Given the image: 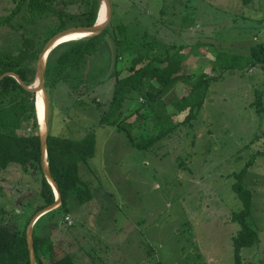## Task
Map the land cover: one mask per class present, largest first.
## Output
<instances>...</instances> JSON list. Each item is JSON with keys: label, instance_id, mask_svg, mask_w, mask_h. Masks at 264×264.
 I'll list each match as a JSON object with an SVG mask.
<instances>
[{"label": "rangeland", "instance_id": "obj_1", "mask_svg": "<svg viewBox=\"0 0 264 264\" xmlns=\"http://www.w3.org/2000/svg\"><path fill=\"white\" fill-rule=\"evenodd\" d=\"M113 1L123 8L118 15L140 19L132 27L147 23L151 32L155 20L166 25L160 27L159 37L170 44L215 39L217 48L247 55L250 45L264 42V0H149L141 7L148 14L134 7L125 13L130 2ZM4 5L0 1V13ZM11 32L0 28V43ZM49 32V25L41 30L44 38ZM127 58H119L117 66L124 67ZM213 60L194 55L187 70L204 67L210 72ZM114 85L113 78H106L85 93L83 104L66 82L50 91L52 135H96L95 155L80 164L93 198L85 204L71 199L68 210L45 216L35 227L36 236H48L54 257L69 254L74 264H237L234 236L242 224L232 218L246 210L255 241L241 249V264H264V110L258 112L253 105L261 97L264 105V66L227 70L213 80L198 115L150 149L133 146L117 126L99 124ZM189 88L178 83L164 97L170 115L162 121L149 113L139 116L134 134L146 137L159 126L185 119L188 109L181 110L179 100ZM93 97L103 106L92 102ZM139 106L137 98H129L124 113ZM39 187V176L25 173L18 164L0 170V203L9 210L6 220L23 228L40 201ZM27 196L31 198L22 209Z\"/></svg>", "mask_w": 264, "mask_h": 264}, {"label": "trees", "instance_id": "obj_2", "mask_svg": "<svg viewBox=\"0 0 264 264\" xmlns=\"http://www.w3.org/2000/svg\"><path fill=\"white\" fill-rule=\"evenodd\" d=\"M0 1L5 3L4 11L0 13V28L12 29L10 35L4 37L0 43V76L5 72H14L26 85H32L35 81L36 63L46 42L54 34L69 27L93 25L102 8L101 0ZM128 1L131 5L124 9L125 13L134 7L135 11L148 14L141 7L147 5L149 0ZM112 2L113 18L104 31L97 35L64 41L51 50L46 64V87L50 94L59 82H66L76 101L83 104L87 91H92L106 78H113V95L102 113L99 124L117 126L126 132L133 146L139 149L154 147L170 136L173 128L190 122L197 116L204 105L210 83L221 79L227 70L250 69L257 64L264 66V42H261L250 45L247 55L218 51L210 64V72L204 67H200L197 72L188 71L190 55L204 44H170L163 37H159L160 27L166 25H161L157 20L152 23L154 29L151 32L147 23L142 24L141 28L132 27L133 23L139 22L140 19L135 15V20H127L123 14L118 15L119 10L123 8H119L118 2ZM47 25L50 32L49 36L44 38L41 30ZM124 55L128 56L127 63L119 68L118 59H123ZM217 69L220 70L219 73H215ZM124 72L125 75H122ZM180 82L190 87L189 92L179 100L181 110L188 109L185 119L177 125L159 126V130L146 137L134 134V123L139 121V116L148 117L145 113H149L162 121L170 115L167 111L169 103L164 97L173 92ZM129 98H137L141 106L125 114L123 107ZM261 100L262 97L253 103L258 112L264 110ZM91 101L98 107L103 106L96 97ZM131 118L135 121L129 122ZM38 123L36 93L26 90L14 76L8 75L1 79L0 170H7L12 164H18L25 173L38 175L41 203L27 215L23 228L17 227L9 218L6 220L9 210L0 203V213L5 216L1 217L0 221V264H31L27 226L38 210L55 201L54 188L48 182L41 165ZM95 152L94 132L81 139L49 133L47 160L59 185L62 204L41 216L34 225L37 264H74L73 257L69 254L55 258L48 236H36L35 227L45 216H50L57 210H68L71 199H75L79 204L92 200V188L81 176L80 164L87 163ZM27 202V197L22 198V209ZM245 211L235 212L232 218L242 224L241 230L234 236L237 264L242 261L241 249L251 246L255 241L254 232L246 223Z\"/></svg>", "mask_w": 264, "mask_h": 264}, {"label": "water", "instance_id": "obj_3", "mask_svg": "<svg viewBox=\"0 0 264 264\" xmlns=\"http://www.w3.org/2000/svg\"><path fill=\"white\" fill-rule=\"evenodd\" d=\"M102 1V8H104L106 11V15L104 20L100 23L99 17L97 21L93 25L89 26H73L69 27L67 29L61 30L58 33L54 34L44 45L43 49L40 51L37 63H36V78L32 85H26L22 78L14 73V72H5L3 75L0 76V80L3 79L5 76H14L19 83L28 91L36 93V105H37V114H38V103L37 98L38 94H41L43 97V104H44V121L40 120L39 114H38V125H39V135H40V142H41V165L43 172L48 180V182L53 186L55 191V201L45 206L44 208L38 210L33 217L31 218L27 230V242H28V250H29V256H30V262L31 264H37L36 254H35V246H34V225L36 221L46 214L47 212L54 210L58 208L62 204V198L59 185L52 175V172L50 170L48 160H47V146H48V136L50 133V125L49 123V117H50V96L49 92L46 87V64L48 56L57 45L64 42L61 41L66 35L76 32L79 34H82V36H93L100 34L102 31H104L108 25L111 23L113 18V2L112 0H101Z\"/></svg>", "mask_w": 264, "mask_h": 264}, {"label": "crops", "instance_id": "obj_4", "mask_svg": "<svg viewBox=\"0 0 264 264\" xmlns=\"http://www.w3.org/2000/svg\"><path fill=\"white\" fill-rule=\"evenodd\" d=\"M212 42L211 43H205V42H201L202 44H204L203 46H201L200 48H198L197 50H195L196 52L191 54L190 57H194V55L196 57H209V58H214L215 56V51H224L223 49H219L220 47L217 46L215 44V39L214 40H211ZM219 47V48H217ZM190 59V58H189ZM200 59V58H199ZM210 63H212V61H209ZM208 62V63H209ZM30 193V192H29ZM26 194V193H25ZM31 195V194H30ZM27 198H31L30 196H27ZM41 202H38L36 204V207L40 204Z\"/></svg>", "mask_w": 264, "mask_h": 264}, {"label": "bare ground", "instance_id": "obj_5", "mask_svg": "<svg viewBox=\"0 0 264 264\" xmlns=\"http://www.w3.org/2000/svg\"><path fill=\"white\" fill-rule=\"evenodd\" d=\"M99 15H100L99 22L101 23L104 20L105 15H106V11L104 8L101 10V14ZM81 37H85V36H82V34H79L76 32H72L66 35L61 41L74 40V39H79ZM37 103H38V114H39L40 120L44 121V104H43V97L41 94H38Z\"/></svg>", "mask_w": 264, "mask_h": 264}, {"label": "built area", "instance_id": "obj_6", "mask_svg": "<svg viewBox=\"0 0 264 264\" xmlns=\"http://www.w3.org/2000/svg\"><path fill=\"white\" fill-rule=\"evenodd\" d=\"M66 220L68 221L69 224L73 223L68 215L66 216Z\"/></svg>", "mask_w": 264, "mask_h": 264}]
</instances>
